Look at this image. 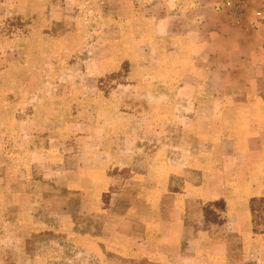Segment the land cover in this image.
<instances>
[{
  "label": "crops",
  "instance_id": "1",
  "mask_svg": "<svg viewBox=\"0 0 264 264\" xmlns=\"http://www.w3.org/2000/svg\"><path fill=\"white\" fill-rule=\"evenodd\" d=\"M223 1L163 0L124 77L106 47L43 104L0 96V264H264V0Z\"/></svg>",
  "mask_w": 264,
  "mask_h": 264
},
{
  "label": "rangeland",
  "instance_id": "2",
  "mask_svg": "<svg viewBox=\"0 0 264 264\" xmlns=\"http://www.w3.org/2000/svg\"><path fill=\"white\" fill-rule=\"evenodd\" d=\"M162 20L163 0H0V67L8 69L0 74V96L8 98L4 107L43 104L51 93L44 83L63 81L64 72L79 81L94 75L96 59L109 55L106 47L121 50L123 64L112 68L124 77L125 65L137 57L134 48L153 30L163 31ZM74 91L80 95L81 87ZM148 234L154 238L158 230Z\"/></svg>",
  "mask_w": 264,
  "mask_h": 264
},
{
  "label": "built area",
  "instance_id": "3",
  "mask_svg": "<svg viewBox=\"0 0 264 264\" xmlns=\"http://www.w3.org/2000/svg\"><path fill=\"white\" fill-rule=\"evenodd\" d=\"M220 11H224L235 22H240L248 13L253 10L250 0H225L220 6ZM255 24L259 25L264 21V12L255 10Z\"/></svg>",
  "mask_w": 264,
  "mask_h": 264
}]
</instances>
